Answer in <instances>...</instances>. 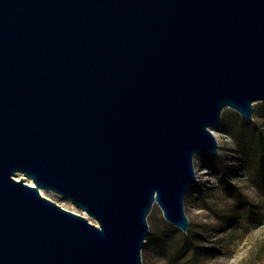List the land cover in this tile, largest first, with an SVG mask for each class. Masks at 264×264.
<instances>
[{
	"label": "water",
	"instance_id": "water-1",
	"mask_svg": "<svg viewBox=\"0 0 264 264\" xmlns=\"http://www.w3.org/2000/svg\"><path fill=\"white\" fill-rule=\"evenodd\" d=\"M256 102L264 0H0V264H142L153 205L187 234L193 156Z\"/></svg>",
	"mask_w": 264,
	"mask_h": 264
},
{
	"label": "rangeland",
	"instance_id": "rangeland-1",
	"mask_svg": "<svg viewBox=\"0 0 264 264\" xmlns=\"http://www.w3.org/2000/svg\"><path fill=\"white\" fill-rule=\"evenodd\" d=\"M255 129L264 135V102L254 103L251 121L223 109L218 124L211 128L218 154L193 156L197 183L184 197V212L199 238L196 255L184 253L185 234L168 224L153 205L147 216L142 264H243L249 256L256 264H264V173L236 145L240 134ZM44 197L86 217L55 193L45 191Z\"/></svg>",
	"mask_w": 264,
	"mask_h": 264
},
{
	"label": "trees",
	"instance_id": "trees-1",
	"mask_svg": "<svg viewBox=\"0 0 264 264\" xmlns=\"http://www.w3.org/2000/svg\"><path fill=\"white\" fill-rule=\"evenodd\" d=\"M236 141L241 155L245 159L253 161L254 166L264 173V135L262 132L255 129V131H250L244 135L240 134V137ZM198 239L194 228L190 224L188 233L184 235V242L186 244L184 253L189 252L191 257H194L197 252L196 241ZM243 264H256V261L252 260L249 256L243 260Z\"/></svg>",
	"mask_w": 264,
	"mask_h": 264
},
{
	"label": "bare ground",
	"instance_id": "bare-ground-1",
	"mask_svg": "<svg viewBox=\"0 0 264 264\" xmlns=\"http://www.w3.org/2000/svg\"><path fill=\"white\" fill-rule=\"evenodd\" d=\"M21 177H22L21 175H18V176H17V180H18L19 178H21ZM45 191H48V190H42V189H41V190H39V193H40L42 196H44V192H45ZM49 192H51V191H49ZM52 193H53V192H52Z\"/></svg>",
	"mask_w": 264,
	"mask_h": 264
}]
</instances>
